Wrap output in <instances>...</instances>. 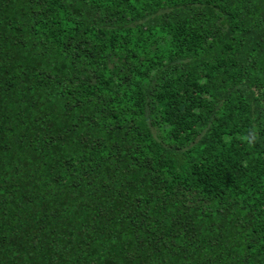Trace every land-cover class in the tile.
I'll use <instances>...</instances> for the list:
<instances>
[{
	"label": "trees",
	"instance_id": "trees-1",
	"mask_svg": "<svg viewBox=\"0 0 264 264\" xmlns=\"http://www.w3.org/2000/svg\"><path fill=\"white\" fill-rule=\"evenodd\" d=\"M0 264H264V0H0Z\"/></svg>",
	"mask_w": 264,
	"mask_h": 264
}]
</instances>
